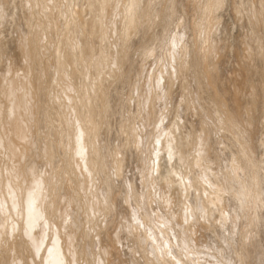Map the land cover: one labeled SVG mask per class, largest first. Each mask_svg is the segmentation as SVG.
<instances>
[{
    "label": "bare ground",
    "instance_id": "obj_1",
    "mask_svg": "<svg viewBox=\"0 0 264 264\" xmlns=\"http://www.w3.org/2000/svg\"><path fill=\"white\" fill-rule=\"evenodd\" d=\"M161 1L0 0V264H264V0Z\"/></svg>",
    "mask_w": 264,
    "mask_h": 264
},
{
    "label": "rangeland",
    "instance_id": "obj_2",
    "mask_svg": "<svg viewBox=\"0 0 264 264\" xmlns=\"http://www.w3.org/2000/svg\"><path fill=\"white\" fill-rule=\"evenodd\" d=\"M15 1H17V0H15ZM161 0H159V2H160ZM225 1V4L221 7V9L219 8V9H217L216 11H215V14L213 13V12H211V18H212V20H213V23H214V25H213V27L212 28H210V31H214L215 29H216V32L217 33H219L221 30H222V24L223 23H225V25H226V27H227V32H228V35H237V33H243V31L245 30V29H247V31H249V29H248V26H247V24L245 25V29H242L241 28V26L243 25V23L245 22V21H247V18H248V15L249 14H246V11L247 10H249L251 7L249 6V3H250V0H248V3H245L246 4V6L244 5V7H245V11H242V12H238V13H235V9L234 8H232V6H237V5H243L244 3L243 2H241L240 0H224ZM247 1V0H246ZM121 2L123 3V0H121ZM121 2H119L117 5H118V11H119V13L121 12V8H122V3ZM153 2H155V0H153ZM164 2V0H162L161 1V7L163 6L162 5V3ZM189 3H191V0H190V2ZM205 3H206V0H192V4H193V6H194V8L193 9H191L190 11H188L187 13L186 12H184L182 9H180V8H178L179 10V13L177 14V19H178V21H182L183 20V18L184 17H187V19H189V20H191L193 23H195V24H198V25H200V24H202L201 26H205V28H206V32H208L209 30H208V28H207V25H206V23H208V21L207 20H205L204 19V14H203V12H202V8H204L205 6ZM196 6V7H195ZM158 7H159V5H158ZM243 6L241 7V10H242V8H244ZM9 8H10V6H9ZM18 8H19V6H18ZM258 8H260V9H262V7H259L258 6ZM31 10H33V11H37V7H33ZM149 10L151 11V13L153 12V13H155L157 10L155 9V7L153 6V3L149 6ZM204 11L206 10V9H203ZM62 12H64V6H61V5H58V11H57V13L55 14V19L57 20L58 19V17H59V13L61 14ZM125 12H124V10H122V14H124ZM245 13V14H244ZM19 14L21 15V11H20V9H19ZM122 14H121V16H122ZM58 15V16H57ZM115 18H118L119 17V15L118 14H114L113 15ZM238 16V18H240V20L241 21H238L237 19H236V17ZM39 17V16H38ZM128 17V16H127ZM39 21H40V19H38ZM228 20V21H227ZM21 23H22V21H20ZM242 22V25H240V23ZM55 23H57L56 21H55ZM59 24L60 25H62V23L61 22H59ZM218 24V25H217ZM220 24V25H219ZM233 25H234V27H233ZM153 27L152 28H149V29H147V28H143V29H139V30H133V31H131V33H130V35H129V39H130V41H132L133 42V44H132V46L131 47H134L135 46V43H136V46H139V45H141V44H143L145 41H147L148 40V38H151L152 37V31H156L157 30V27H158V24H155V25H152ZM104 27V26H103ZM198 29H197V31H196V36H197V43L198 44H200V42L202 41V39L203 38H205V36H206V33H204V32H200V29H199V26H196ZM56 28H58V26H57V24H56ZM59 30H60V32H59V35H58V37H57V39H58V41L61 39V35H62V27L61 26H59V28H58ZM223 31V30H222ZM107 32H108V30H107ZM208 34V33H207ZM114 34L113 33H111V36H110V38L108 39V36H101L98 40H97V43H96V47H98L99 48V54H102V51H104V50H107V47H108V45L110 46V41L111 40H114ZM231 36H230V40L232 41V38H231ZM134 40H132V39ZM200 40V41H199ZM229 40V41H230ZM58 41H56V43L58 42ZM232 43V42H231ZM232 45H234L233 43H232ZM130 47V48H131ZM202 52H203V50H201ZM50 51L48 50L43 56H40L39 58H40V60H39V64H40V66H41V70H42V78H43V82H44V85H45V87L47 88V86L50 84V82L48 81V78H47V76H46V74L44 73V60H45V57L48 55V53H49ZM201 52V53H202ZM131 53H133V57H135V54L136 53H134L132 50H131ZM200 58L201 59H203V55H201L200 56ZM228 60V61H227ZM227 65H226V68H228L229 67V64L231 63V61L233 60V57L232 56H230L229 54H228V56H227ZM261 65H263V64H260V66ZM261 68H263V67H261ZM106 70H107V68H106ZM224 73H225V75L227 74L226 73V71H224ZM100 76L102 77L103 76V73H101L100 74ZM107 76V75H106ZM126 88H124L123 89V91L125 90ZM45 97H46V94H45ZM44 100H45V98H44ZM51 104V106L52 107H54V105L52 104V103H50ZM53 109H55V108H53ZM116 112V110L114 111V113ZM38 121H39V119H38ZM232 125H234L233 123H228V126L229 127H232ZM57 126V125H56ZM264 119L260 122V124L258 125V130H257V138L260 140V138H262L261 136H263L264 135ZM218 133H219V135L220 134H222V129L221 128H219L218 129ZM262 133V134H261ZM232 134V135H231ZM231 134H229V135H225V138H226V140H228V139H230V140H228V142L230 141L231 143H232V145H234V148H237V143L238 142H240L239 141V139H238V137L237 136H235V134L231 131ZM261 135V136H260ZM50 136H52L53 137V135H51L50 134ZM60 136V129H59V133H58V135L55 137V138H58ZM232 136H233V138H232ZM263 138H264V136H263ZM234 140V141H232V140ZM235 141L237 142V143H235ZM257 145L259 146V141H258V143H257ZM258 149H257V153L258 154H256L257 156L259 155V151L261 150V149H259V147H257ZM231 152H233L232 150H231ZM258 157H260V156H258ZM69 160V159H68ZM71 160V159H70Z\"/></svg>",
    "mask_w": 264,
    "mask_h": 264
}]
</instances>
